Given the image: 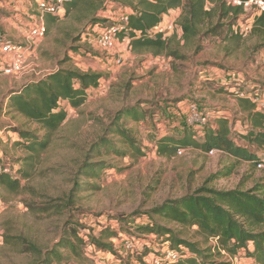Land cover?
I'll list each match as a JSON object with an SVG mask.
<instances>
[{
	"label": "rangeland",
	"instance_id": "rangeland-1",
	"mask_svg": "<svg viewBox=\"0 0 264 264\" xmlns=\"http://www.w3.org/2000/svg\"><path fill=\"white\" fill-rule=\"evenodd\" d=\"M123 5V9L129 8L128 3ZM114 6L115 2L105 1L94 17L105 20L101 22L106 24V17ZM38 12L35 0H0V33L5 39L26 46L30 27L39 21ZM181 14L182 9L172 11L176 18ZM78 16L73 14L53 26L28 51L20 72L0 70V163L9 166L10 175L20 178L23 187L20 194L14 195L0 188V264H38L68 232L77 231L88 240L106 228L119 234L112 241L115 253L95 252L88 246L87 260L79 264H154L163 241L139 233V228L151 222L148 213L168 200L193 193L211 176L227 172L234 163L221 152L210 155L182 149L172 158L160 156L156 137L171 134L180 139L186 127L183 112L191 103L216 109L229 117L235 134L245 133L243 123L247 114L235 98L236 81L246 84L247 80H259L264 84V51L252 52L258 41L250 39V35L243 36L244 41L237 47L235 42L223 40L227 31L223 26L214 38L179 47L184 60L135 53L126 46L122 48L126 60L117 64V55H107L88 39L86 34L93 26L90 19L81 15L79 20L75 19ZM221 23L226 25L224 21ZM217 24L215 21L213 25ZM175 36L178 42L179 28ZM197 45L201 46L198 52ZM4 58L7 64L12 58L0 53V69L6 70L1 65ZM59 69L99 74L102 76L100 87L89 91L88 101L79 110L64 104L67 121L52 136L51 145L41 159L29 168L25 162L29 153L17 145L19 136L4 128L7 125L26 130L39 127L6 114V102L4 107L2 102L24 84ZM180 102L184 103L180 105ZM2 107L6 111L1 112ZM134 107L140 114L148 112L147 120L126 117L119 125L133 130L138 147L145 155L128 154L124 159L97 157L95 161L105 162L109 168L102 169L96 177L79 176V168L90 159L93 145L100 138H115V134L106 133L107 128L113 126L124 110ZM154 112L157 120L152 117ZM43 134L45 131L39 135ZM20 169L29 176L17 173ZM263 181L264 169L241 163L231 175L219 177L210 186L219 190L241 186L251 189ZM195 230H188L186 234L190 242L201 241ZM236 259L242 260L241 263L250 260L245 250Z\"/></svg>",
	"mask_w": 264,
	"mask_h": 264
},
{
	"label": "trees",
	"instance_id": "trees-1",
	"mask_svg": "<svg viewBox=\"0 0 264 264\" xmlns=\"http://www.w3.org/2000/svg\"><path fill=\"white\" fill-rule=\"evenodd\" d=\"M105 1L115 2L114 10L124 7L125 2L129 4L131 31L128 35L132 39L131 50L135 53L148 52L154 57L165 56L174 60H184L185 56L179 47H189L196 42L200 43L202 39L212 36L214 38L223 26L227 30L224 41L235 42L237 47L244 41L243 35L234 30L243 9L229 6L225 0L214 1V6L209 9L207 0H137L135 3L131 0H66L63 17L45 15L46 35L61 19L69 18L76 13L79 16L75 19L79 20L81 15L85 19H90L92 25L105 22L94 17L103 8ZM179 8L182 9L179 19L180 42H176L177 36L168 40L161 37L136 38V33H145L154 28L162 22L163 15ZM215 21L218 22L216 26L213 25ZM223 21L226 25L221 23ZM249 35L250 39L256 38L258 41L252 52L256 54L264 51V14L256 18ZM195 50L198 52L201 46L197 45ZM101 80L102 76L93 72L59 69L40 80L24 84L5 97L2 105L4 107L6 102L7 111L2 107L1 112L4 110L6 114L14 115V119L20 117L39 127L26 130L7 125L4 128L19 136L20 141L17 145L29 153L25 159L27 167L33 168L41 159L42 154L51 145L52 136L67 121L68 113L63 108L64 104L79 110L88 101L89 91L100 87ZM247 81L256 89L264 90L261 81ZM240 88L249 91L245 85ZM235 98L242 111L247 114L243 123L245 133L235 134L229 120L221 117V113L216 109L210 108L216 126L206 128L201 135L186 126L180 139L174 138L171 134L157 136L155 139L156 150L160 156L172 158L182 149L196 150L204 154L217 151L234 161L227 172L211 176L193 193L180 199L168 200L151 210L148 213L151 222L139 228L141 235L156 236L162 239V243H169L173 249L187 248L192 257L177 264H230L222 259V252L239 257L242 250L246 251V257L254 264H264V181L251 189L241 186L233 190H219L210 186L219 177L231 175L234 168L241 163H248L253 168L264 165V113L258 111L249 100ZM147 116L148 112L140 114L135 107L124 110L116 118L113 126L106 130L107 134H115L116 137L100 138L93 145L89 152L90 159L87 158L88 162L79 168V176L96 177L102 169L109 168L105 162L95 161L97 157L124 159L128 154L134 157L144 156V152L138 147L133 130L119 123L126 117L144 122ZM152 117L156 119L157 113L154 112ZM41 131H45V134L40 136ZM17 173L29 176L28 172L22 169ZM90 185L91 183H88V186ZM0 188L12 195L20 194L23 190L21 179L7 173L0 174ZM75 189L79 191L78 186ZM194 228H196L194 233L201 238L200 242H190L186 238L188 230ZM118 237V232L110 228L103 229L97 236H89L88 240L80 237L77 231L68 232L58 245L44 254L45 259L39 263L79 264L87 260L85 249L88 246L93 247L95 252L109 251L114 254L112 241ZM250 243L252 250L249 249ZM13 245L16 247V244ZM72 259L75 262L72 263Z\"/></svg>",
	"mask_w": 264,
	"mask_h": 264
},
{
	"label": "built area",
	"instance_id": "built-area-1",
	"mask_svg": "<svg viewBox=\"0 0 264 264\" xmlns=\"http://www.w3.org/2000/svg\"><path fill=\"white\" fill-rule=\"evenodd\" d=\"M35 1L39 11V21L30 27L28 44L26 46L5 39L0 33V53L2 56H9L12 58L10 64L6 63L5 58L3 60L1 59V65H3L2 67H5L6 70L4 68L0 70H4L7 73L20 72L24 67L28 51L35 47L36 43L46 36L45 15L49 14L55 17H63L65 15L66 0ZM214 1L216 0H207V9H209V5H213ZM225 2L229 6L243 9V13L240 16L238 24L234 27V30L243 36H248L253 30L256 18L264 14V0H225ZM172 11L173 10H170L167 14L163 15L162 22L154 28L145 33H136V38L156 39L157 37H161L163 40H168L175 36L177 28H179L177 22L180 15L176 18V16L172 15ZM106 19L108 21L106 24L99 23L91 26L86 35L92 44L100 51L111 56L117 55V64H123L126 58L122 48L128 46L131 50L130 43L132 39L128 35L131 31L129 25L130 10L123 8L110 10ZM235 85L234 93L236 97L249 100L256 106L258 111L264 113V90L256 89L251 82L244 84L243 81H236ZM242 85H245L249 91L242 90L240 88ZM183 113L185 115V125L199 135H201L206 128L214 127L212 123L214 115L209 108L200 107L195 103H191L187 105ZM221 117L229 120V117L224 114L222 115V113ZM216 152L217 151H212L209 154L212 155ZM258 168L264 169V165L261 164ZM10 171L9 166L5 167V165L2 166L0 163V174H10ZM212 243L216 244L214 242ZM157 251L158 256L154 258V264H177L180 261L192 257V254L187 248L181 247L179 249H173L169 243H162V246H160ZM222 255L226 257L225 261L230 264H254L251 259L248 260L249 263H241L242 260H237V257H231L225 252H222Z\"/></svg>",
	"mask_w": 264,
	"mask_h": 264
},
{
	"label": "crops",
	"instance_id": "crops-1",
	"mask_svg": "<svg viewBox=\"0 0 264 264\" xmlns=\"http://www.w3.org/2000/svg\"><path fill=\"white\" fill-rule=\"evenodd\" d=\"M184 102H180L179 104L181 105V104H183ZM251 247H252V245H251Z\"/></svg>",
	"mask_w": 264,
	"mask_h": 264
}]
</instances>
